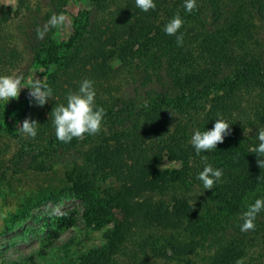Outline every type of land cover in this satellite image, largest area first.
<instances>
[{"label": "trees", "instance_id": "1", "mask_svg": "<svg viewBox=\"0 0 264 264\" xmlns=\"http://www.w3.org/2000/svg\"><path fill=\"white\" fill-rule=\"evenodd\" d=\"M43 1L44 16L31 15L32 0L0 3V76L18 75L29 60L53 89L43 107L30 98L23 106L19 123L38 122L35 138L7 132L14 149L0 148V184L22 165L62 170L63 189L82 198L87 220L111 224L105 243L74 264H264V211L255 231L240 230L247 206L264 199V169L250 151L264 128V46L255 26L264 29V0H229L224 9L210 0L206 30L183 26L182 46L164 28L177 14L183 19L185 0H154L148 12L135 0H90L92 9L73 15L66 42L55 40L53 28L37 38V28L66 7V0ZM85 79L106 110L103 129L63 143L51 113ZM216 119L232 131L206 162L190 141ZM164 157L179 166L160 168ZM206 165L223 170L212 190L197 179ZM109 176L120 185L104 186ZM206 196L215 210L207 209L209 221L199 209Z\"/></svg>", "mask_w": 264, "mask_h": 264}, {"label": "rangeland", "instance_id": "2", "mask_svg": "<svg viewBox=\"0 0 264 264\" xmlns=\"http://www.w3.org/2000/svg\"><path fill=\"white\" fill-rule=\"evenodd\" d=\"M17 1L0 0V3L14 7ZM209 1L199 0L198 10L192 13L185 10L183 26L195 32L205 31V24L210 23L212 18ZM228 1L220 0L221 9L226 7ZM31 8L32 16L35 13L44 16L49 10L43 0H32ZM92 8L90 0H66L62 14L68 18L69 23L60 28H53L55 40L68 41L72 32L73 15L80 10ZM255 26L256 40L264 46L263 26L259 22H256ZM223 44L220 42L217 48L223 51ZM67 51L62 55L65 56ZM43 70L40 65H32L26 60L18 75H23L26 81L30 76L38 78ZM229 73L231 70L226 68V74ZM150 87L147 84L144 89ZM121 90L124 97L131 94L127 87ZM28 93L29 89L24 88L18 100L12 99L7 104L0 100V124L6 129L0 130V148L8 149L7 151L14 149L13 140L7 132L17 130L16 125L19 123L23 106L29 99ZM211 154L212 152H208L204 156L209 159ZM178 166V161L164 157L160 168L170 169ZM20 168L7 173L0 184V264H74L90 249L105 243V232L111 224L96 226L87 220L83 214L82 198L68 189H63L60 168L46 172L34 171L24 165ZM103 185L117 187L120 182L109 176ZM254 195L255 193H251L245 201H250ZM205 200L207 206L199 205V209L205 221H209L207 209H210V213L215 210L210 197L206 196Z\"/></svg>", "mask_w": 264, "mask_h": 264}, {"label": "clouds", "instance_id": "3", "mask_svg": "<svg viewBox=\"0 0 264 264\" xmlns=\"http://www.w3.org/2000/svg\"><path fill=\"white\" fill-rule=\"evenodd\" d=\"M136 7L144 12L155 10L157 5L154 0H135ZM185 10L192 13L197 9L196 0H185ZM69 23L64 14H53L51 18L42 27H38L37 38L44 39L50 28H60ZM184 21L179 14L175 15L165 26L164 32L169 36H175L178 46L183 45L184 33L180 32ZM46 78L39 79L28 77L25 81L23 75H5L0 76V100L6 104L12 99H19L21 90L29 89L28 96L34 100L36 105L43 107L53 96V89L45 82ZM94 82L88 79L82 81L77 92H70L67 97V103L55 106L51 116L55 126V134L59 141L70 143L74 138L83 139L87 135H97L103 129V121L106 110L96 105V92ZM173 115V114H172ZM38 122L26 118L22 124L16 125L17 129L24 136L35 138L37 136ZM171 130V129H170ZM231 125L224 119H216L214 127L206 131H194L191 138V145L194 147L197 155L201 152H214L218 144L224 142L225 137L231 134ZM259 141L258 147L251 149L258 156L257 164L264 169V128L257 132ZM207 160V156L202 157ZM223 176L222 169L213 168L206 165L197 179L203 183L206 190H212L218 180ZM264 211V199H256L254 203L247 206L243 212V224L240 227L242 232L255 231V220L257 215ZM235 264H244V260L237 259Z\"/></svg>", "mask_w": 264, "mask_h": 264}]
</instances>
